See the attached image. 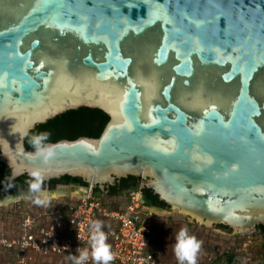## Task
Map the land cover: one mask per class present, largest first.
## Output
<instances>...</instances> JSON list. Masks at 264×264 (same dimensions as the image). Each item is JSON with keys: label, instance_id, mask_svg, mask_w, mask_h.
Here are the masks:
<instances>
[{"label": "water", "instance_id": "95a60500", "mask_svg": "<svg viewBox=\"0 0 264 264\" xmlns=\"http://www.w3.org/2000/svg\"><path fill=\"white\" fill-rule=\"evenodd\" d=\"M82 107L108 115L99 137L26 148ZM0 162L101 192L141 178L199 226H264V0H0Z\"/></svg>", "mask_w": 264, "mask_h": 264}, {"label": "built area", "instance_id": "2783aa9c", "mask_svg": "<svg viewBox=\"0 0 264 264\" xmlns=\"http://www.w3.org/2000/svg\"><path fill=\"white\" fill-rule=\"evenodd\" d=\"M76 189L84 193L46 198L39 213L21 217L18 233L2 242L14 255L16 264L49 263L55 256L64 257V264H75L81 251L89 254L82 264H97L91 255L97 222L113 254L108 264H179L177 258L161 253L152 233L154 218L159 213L146 204L143 190L133 189L123 199L96 194L91 185ZM47 191L51 193L48 188ZM57 200L63 201V205ZM226 244L229 250L225 249L224 253L233 257L229 264H264V258L257 256L259 244L254 231L230 235ZM245 254L248 259L241 258ZM219 262L228 264V261ZM196 264L217 263L208 257Z\"/></svg>", "mask_w": 264, "mask_h": 264}, {"label": "rangeland", "instance_id": "374dc122", "mask_svg": "<svg viewBox=\"0 0 264 264\" xmlns=\"http://www.w3.org/2000/svg\"><path fill=\"white\" fill-rule=\"evenodd\" d=\"M37 199L45 201L46 195L44 198L38 195H35V197L25 195L15 203L7 206H0V264H16L14 255L8 251L2 242L5 239L12 238L16 233H18V226L21 217L32 212L35 214L40 212L38 209L46 203L37 204L35 203V200ZM158 212L160 214L154 218L155 220L152 225V233L158 241L163 255L166 254L169 258H176L173 251L175 234L181 228H185L187 229L189 235L195 236L196 239L201 242V247L197 254L196 261H203L204 259L207 260L208 257H211L214 259V263L219 264V261H225L226 263V258L221 257L224 256L225 249L227 251L229 250V245L225 243L230 236H226V234H222L220 231L213 230L208 227L199 226L179 212H175L170 209H161V212ZM254 237L257 238L256 233H254ZM54 258V261L44 264H64V257L55 256ZM241 258L248 259L246 254L241 256Z\"/></svg>", "mask_w": 264, "mask_h": 264}, {"label": "trees", "instance_id": "16d2710c", "mask_svg": "<svg viewBox=\"0 0 264 264\" xmlns=\"http://www.w3.org/2000/svg\"><path fill=\"white\" fill-rule=\"evenodd\" d=\"M109 117L100 109H93L88 107H82L78 110H70L61 115L56 116L54 119L48 120L44 124H39L32 130L25 139V146L28 150L36 151L33 144L30 142L31 138L40 133H49L46 140L42 141L41 147L47 142H57L63 139L75 140L79 137L85 136L90 138H97L101 135ZM65 182H75L77 185L86 186V183L80 178H72L69 176H63L60 178ZM60 179H52L51 181H58ZM135 177H128L122 179V182H128ZM32 183H37L36 180L22 175L14 180L11 179V170L4 163L0 162V197L4 194H15L22 189H30ZM139 182L137 181L133 186V189H137ZM1 188H5V191H1ZM95 193L99 194V188L95 189ZM31 197H35V194H31ZM126 197V195L116 196L114 198ZM143 197L145 202L149 206L165 207L166 205L159 201L158 196L154 195L149 189L143 190ZM155 201H154V200ZM61 206L63 201H59ZM254 233H256V240L264 239V226H256ZM226 258L228 263L233 260V257L228 253H225L223 257Z\"/></svg>", "mask_w": 264, "mask_h": 264}, {"label": "clouds", "instance_id": "9594fccd", "mask_svg": "<svg viewBox=\"0 0 264 264\" xmlns=\"http://www.w3.org/2000/svg\"><path fill=\"white\" fill-rule=\"evenodd\" d=\"M49 133H40L35 135L31 138V143L33 144L34 148L36 149V154L44 156L46 155L44 152L41 151L42 141L46 140ZM51 153H47L50 155ZM33 176L39 180L38 173H32ZM30 190L33 192H39L40 185L39 183H32L30 185ZM12 198L9 197L8 201ZM6 201V202H8ZM44 200L37 199L35 203L41 204L44 203ZM96 229V234L93 237L95 243L92 249V258L97 264H108L109 261L113 259V254L110 250L109 245L105 242V235L102 231H100V224L97 222L94 225ZM201 242L196 239L195 236L189 235L187 229L181 228L175 234V243L173 245L174 254L179 262V264H196L197 254L200 250ZM88 252L81 251L79 252L78 258L75 261V264H82L83 261L88 259Z\"/></svg>", "mask_w": 264, "mask_h": 264}, {"label": "flooded vegetation", "instance_id": "af4514ba", "mask_svg": "<svg viewBox=\"0 0 264 264\" xmlns=\"http://www.w3.org/2000/svg\"><path fill=\"white\" fill-rule=\"evenodd\" d=\"M137 181L139 182V185H140L141 178L131 179V180H129L126 183L122 182V179L118 180L117 182H115L114 185L107 186L105 188L104 192H101V190L99 189L100 190L99 194H106L109 197H116V196L126 195L129 191L132 190L133 186L135 185V183ZM39 185H40L39 192H33L30 189H22V190L18 191L17 193L13 194V195L12 194H4V195H2L0 197V199H3L5 197H7V196H14V197H18V198L11 199L10 201L2 200V201H0V206L1 207L5 206L6 204H9V202L14 201V200H16V202H17L19 199L22 198V196H25V195L29 196L31 194H35V195H38V196H42L44 198V196L48 192V191L45 192L46 188H48V190L51 193H54L57 190H59L58 192H56V194L58 193V195L59 194H63L64 193L63 190L65 188L67 190L68 194L66 196H62L61 197V198H63V197L71 196V194H69L71 188H76V187L81 186V185H77V183H75V182H65L64 180H61V179L58 180V181H51L50 180L48 182H44L43 184H39ZM88 186L89 185H87V187ZM1 189H2L1 190L2 192L5 191V188H1ZM94 189H96V188L94 187ZM81 193H83V192H81ZM6 201H8V202H6ZM152 207L159 208V209H162V210L163 209H169L167 206L162 208V207L157 206V204L155 206H152ZM213 230L220 231L222 234L223 233L226 234V236H230L231 235V230L229 228L225 227V226H217ZM256 242L259 244V248H258L259 251L257 253V256L260 257V258H264V239H263V241L262 240H256Z\"/></svg>", "mask_w": 264, "mask_h": 264}, {"label": "bare ground", "instance_id": "6f19581e", "mask_svg": "<svg viewBox=\"0 0 264 264\" xmlns=\"http://www.w3.org/2000/svg\"><path fill=\"white\" fill-rule=\"evenodd\" d=\"M58 191L59 190H57L56 192H58ZM63 191H64V193L63 194H59V195H58V193L56 194V192H54V193H46V198H51V197L59 198V197H62V196H66L68 194L67 190L64 188ZM81 192H83V191L77 190L76 188H71L69 194H71V196H76V195L82 194ZM15 202H16V200L9 202V204H12V203H15ZM9 204H6L5 206H7ZM154 211L157 212V213H159L158 211L161 212V209H157L156 208V209H154Z\"/></svg>", "mask_w": 264, "mask_h": 264}, {"label": "snow or ice", "instance_id": "6c2138e0", "mask_svg": "<svg viewBox=\"0 0 264 264\" xmlns=\"http://www.w3.org/2000/svg\"><path fill=\"white\" fill-rule=\"evenodd\" d=\"M253 111H255L254 106H253Z\"/></svg>", "mask_w": 264, "mask_h": 264}]
</instances>
